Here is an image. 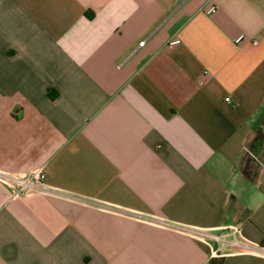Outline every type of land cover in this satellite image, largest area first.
Segmentation results:
<instances>
[{
	"label": "crops",
	"instance_id": "0c3cea01",
	"mask_svg": "<svg viewBox=\"0 0 264 264\" xmlns=\"http://www.w3.org/2000/svg\"><path fill=\"white\" fill-rule=\"evenodd\" d=\"M41 167L0 264H264L179 230L264 247V0H0V170Z\"/></svg>",
	"mask_w": 264,
	"mask_h": 264
},
{
	"label": "built area",
	"instance_id": "2783aa9c",
	"mask_svg": "<svg viewBox=\"0 0 264 264\" xmlns=\"http://www.w3.org/2000/svg\"><path fill=\"white\" fill-rule=\"evenodd\" d=\"M214 11L215 9L212 10V12ZM244 39V36H239L235 42L238 44ZM179 42L180 41H176L174 43ZM226 102L229 103L230 98H227ZM0 183L9 188L12 199L32 197H66V194L48 184L45 167L18 173L3 172L0 170ZM179 230L184 234L213 245L215 254H221L225 249L232 248L244 253L264 256V247L252 244L241 238V230L237 226L217 231L202 230L191 227H180Z\"/></svg>",
	"mask_w": 264,
	"mask_h": 264
},
{
	"label": "trees",
	"instance_id": "16d2710c",
	"mask_svg": "<svg viewBox=\"0 0 264 264\" xmlns=\"http://www.w3.org/2000/svg\"><path fill=\"white\" fill-rule=\"evenodd\" d=\"M89 17L91 18L92 15H89ZM51 97L55 98V95L51 93Z\"/></svg>",
	"mask_w": 264,
	"mask_h": 264
}]
</instances>
